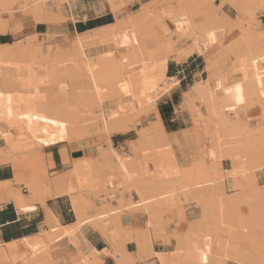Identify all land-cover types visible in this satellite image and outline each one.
<instances>
[{
  "label": "bare ground",
  "instance_id": "bare-ground-1",
  "mask_svg": "<svg viewBox=\"0 0 264 264\" xmlns=\"http://www.w3.org/2000/svg\"><path fill=\"white\" fill-rule=\"evenodd\" d=\"M227 1L249 16L264 13V0ZM109 2L112 10L122 3ZM25 3L20 6L22 13L29 10L36 21L52 20L41 0ZM8 6L3 9L8 8L5 11L11 15ZM139 7L113 25L78 35L66 47L44 46L35 42V36L0 46V164L12 163L14 171L13 178L0 181V198L12 197L20 205L19 199L40 201L67 193L76 215V222L67 227L52 216L49 231L25 238L21 246L13 242L0 246V264H60L63 260L64 264H104L102 254L114 257V264H135L150 255L160 264H253L243 248L233 249L223 238H205L202 247L190 253L192 229L165 235L174 240L169 253L153 252L152 242L159 238L156 227L161 214L176 210L177 219H168L178 225L184 219V205L190 202L200 208V216L193 220L196 228L216 225L225 207L239 204L249 211L247 222L258 221L264 208V184L257 183L256 177L264 168V28L261 24L257 33H243L208 56L213 26L222 21L209 0H151ZM163 16L175 26L176 39L167 35ZM193 52L207 55L206 76L194 81L193 93L181 103L193 123L181 138L182 144H198V157L181 165L172 149L176 143L181 145L180 137L165 133L140 134L133 145L136 152L128 156L115 150L110 135L128 132L135 118L155 106L157 97L171 85L173 79L163 81L158 66L170 54L183 60ZM252 106L260 109L261 116L254 125L245 119ZM206 123H213L208 132ZM91 130L108 137V147L95 158L76 160L67 171L50 178L46 188L27 184L28 193H24L15 186L19 165L14 157L31 148L30 140L41 147L70 143ZM61 158L67 163L63 148ZM223 160L229 162L227 168ZM80 178L91 197L105 193L109 198L105 205L92 200L82 205L77 200L73 190ZM122 190H132L139 197L129 208L140 206L147 213L142 231L130 234L119 224L122 205L112 206L110 200L120 202ZM87 224L110 239L109 250L79 247L78 233ZM63 239L75 248L69 261L56 250ZM130 240L135 242L137 256L124 249ZM210 249L213 257L207 254Z\"/></svg>",
  "mask_w": 264,
  "mask_h": 264
},
{
  "label": "crops",
  "instance_id": "crops-1",
  "mask_svg": "<svg viewBox=\"0 0 264 264\" xmlns=\"http://www.w3.org/2000/svg\"><path fill=\"white\" fill-rule=\"evenodd\" d=\"M23 1L24 0H0V23L4 26V29L0 30V46H11L20 41V39L23 40L25 37L35 36L37 39L34 38L35 42L41 43L44 46L47 44H57L61 47H66L69 46L70 42L78 35L113 25L127 13L139 9V6L151 0H115V3L122 2L117 10H112L109 0H41L48 13L46 16L50 17L52 20L40 19L39 21L34 19V14L29 10L24 13L20 11V6L23 4ZM34 1L37 0H25V5L29 6ZM3 5L5 7L9 5V9L12 11L11 16L6 12L8 8L3 9ZM42 16L45 17V15ZM259 20L264 28V13L259 16ZM166 23L169 25L167 21ZM172 55L173 54H170L167 60H164L163 63L158 66V69L162 75L163 81L169 79H173V81L171 85L157 97L155 107L151 112L157 119V124L155 125L159 129L157 134L165 133L180 137L179 143H181V145L176 143L172 146V149L175 152L177 162L181 165H186L190 164L192 160L198 157L200 149L198 148V144L191 143V141L188 143L183 142L184 145L182 144L184 140L181 138L182 131L188 132V130L193 127V123L189 117L188 111L182 108L181 103H183L184 97L189 95V93H193L194 81L206 76V71L204 69L205 61L204 57L196 52L189 54L183 60H177L173 58ZM168 71L171 74L170 76L167 75ZM256 115L255 120L253 122L251 121L252 124L259 119V113L257 111ZM248 117L252 118L250 112H248L247 118ZM150 127L151 126H148L145 129L148 131ZM188 134L192 136L191 133ZM128 135V132L113 134L110 137L112 146L118 149L120 144L123 145L137 138L131 139ZM62 147L66 149L69 160L68 163H64L61 158ZM129 147L130 146L127 147L124 145L119 151L128 156V154L133 153ZM88 153L89 151L87 149L73 148L62 143L50 144L43 149L46 161H51L53 164V167L49 168L51 173L67 171L71 166V160L78 157H86ZM226 162L228 161L223 160L222 162L224 168H227L229 165L228 162L226 166H224ZM13 175V169L7 164H0V181L11 179ZM256 177L257 183L264 184V168L256 173ZM119 189H121V187ZM228 189L231 190V188L228 187V192ZM73 194L76 196L77 200L83 204H86L88 202L87 200H92L96 205H105V201L109 199L105 194H101L99 198L88 197V195L78 192H73ZM119 197L120 202L117 201L116 198H113L110 200V203L112 206L122 205L119 218L121 223L131 232L145 229V222L147 220L146 211L140 206L135 209L129 208L131 201L139 202L137 194L132 190H122L119 193ZM19 201L22 204L17 205L12 197L0 198V246L11 244L12 242L21 246V241L25 238L30 239L49 231L50 224L53 223L51 219L52 216H55L54 218H56V221L61 227H67L76 222L75 211L67 193L48 195L40 201L29 200L28 198L19 199ZM138 202L137 204H140ZM88 204L90 203L88 202ZM88 204L87 206H89ZM184 208V219H180L178 225L168 219L170 217L177 219L178 212H176V210L163 212L161 214V223L156 227V231L160 234L159 238L152 242L153 252L169 253L173 251V238L170 237L166 239L173 231L176 230L182 235L190 229L197 230V224L193 220L200 216V208L195 206L193 202L184 205ZM91 210L93 213L94 209L91 208ZM188 224H190V226H188ZM107 226L108 229H110L112 224H108ZM149 230L151 231V229ZM78 234L77 239L79 247L87 250H96L98 252L111 248L110 239L107 238L100 229L93 225H85ZM165 235L167 236L165 237ZM58 244V246L56 245L57 253L63 254L67 257L66 260L69 261V257L75 254L74 246L70 245L69 242L64 239L58 242ZM124 249L128 253L137 256L134 241H126ZM145 258L137 259L135 264H160L157 257L153 255ZM102 259L104 264H114V257L111 255L102 254ZM64 263H66V261H60V264ZM226 263L236 264L233 261H227Z\"/></svg>",
  "mask_w": 264,
  "mask_h": 264
},
{
  "label": "rangeland",
  "instance_id": "rangeland-1",
  "mask_svg": "<svg viewBox=\"0 0 264 264\" xmlns=\"http://www.w3.org/2000/svg\"><path fill=\"white\" fill-rule=\"evenodd\" d=\"M209 1L211 3V8L219 12V15L223 22L220 21L219 23L213 26L215 31V36L213 39V44L209 49L208 56L212 55L215 52H218L217 50L225 47L231 41L240 39V36L243 33L246 32L257 33L261 29V22L259 20V16L261 14L257 13L255 16H249L246 12L240 11L227 0H209ZM163 21L165 22L168 28L167 35L169 36V38L176 39L175 26L173 25L172 21L165 16H163ZM166 21L169 23L170 26L166 23ZM206 56L207 55L202 54L205 63H206ZM240 74L242 73L240 72ZM114 82L118 84L116 81ZM154 107L155 106L148 108L145 111V113H141L140 117L138 116L137 118H135V120L130 124L129 126L130 130L128 131L129 133L128 136L131 139L137 137L136 140L125 143L123 145L120 144L118 146V149L115 150L119 151V149L122 146L126 145L127 147L130 146L129 148L131 149L132 152H136V150L133 148V145L137 143V139L140 134L145 133L150 136L158 135L157 132L159 131V129L157 126H155L157 124L156 121L157 119L155 115L151 112L154 109ZM256 111L259 113V119L256 120L255 123L260 122L261 120L260 109L256 106H252L248 111L251 113L252 118L249 117L247 118L248 113L245 117L248 124L254 125L251 123V121L253 122L255 120L257 116ZM248 120L250 121V123ZM144 126L146 127L151 126V127L147 131L145 129L146 127ZM205 127H206V131L208 132L211 128H213V123H206ZM112 135L113 134H111L110 137ZM107 138L108 137L100 133V131L96 132L91 130L88 135L77 136L70 143L62 142V144L69 145L73 148L87 149L89 151L86 157H78L71 160V165H72L73 162H75L76 160H80L83 158L85 159L95 158L96 153L99 150H103L104 148L108 147ZM30 144H31L30 149H28L25 153L14 157V162H16L19 165L17 171L18 180L15 181L14 183L15 186H19L20 190L24 193H28V190L25 187L27 184L37 183L45 187L46 184L49 183L50 178L55 177L57 173H59V172L51 173V171L49 170V168L53 167V164L51 161H46L45 155L43 154L44 147L36 145L32 140H30ZM62 148L65 149L64 147ZM68 162L69 160L67 157V163ZM227 163L228 162L224 163V166H226ZM6 164L11 169H13L12 163H6ZM82 182H83L82 178L76 181V187L73 190V192H78L81 194L83 193L85 195H88V197H91L90 196L91 194L87 192L86 187L82 185ZM108 186L110 185L107 184L106 189L108 188ZM101 194H105V193H101ZM251 203L255 204L256 200L251 201ZM81 204L85 205L83 203ZM120 214L121 211L118 215V221L120 226H122V228L126 232L130 234L139 232V231L131 232L129 229H127V227H125L119 219ZM218 217H219L218 223L216 225L202 224L196 228L197 230H192V232H190L191 239L188 242L191 241V243L187 246L190 249V253H193V248L202 247V244H204L203 240L205 238L207 239L212 238L213 240L215 237H217V238H221V239L223 238L229 240L230 246L233 249L238 247L243 248V250L250 255L253 264H258L260 262L264 263V208L262 212L256 217L258 220L257 222L253 220L250 222L246 221L248 218H250V214L247 208L241 204H239V206L236 207H228V206L225 207L223 209V212L219 214ZM188 226H190V224H188ZM189 237H186V239L188 240ZM213 249H210L208 251L207 254L209 257L214 256ZM239 264H246V263L239 262Z\"/></svg>",
  "mask_w": 264,
  "mask_h": 264
},
{
  "label": "trees",
  "instance_id": "trees-1",
  "mask_svg": "<svg viewBox=\"0 0 264 264\" xmlns=\"http://www.w3.org/2000/svg\"><path fill=\"white\" fill-rule=\"evenodd\" d=\"M167 75H168V76H170V75H171L169 71L167 72Z\"/></svg>",
  "mask_w": 264,
  "mask_h": 264
},
{
  "label": "snow or ice",
  "instance_id": "snow-or-ice-1",
  "mask_svg": "<svg viewBox=\"0 0 264 264\" xmlns=\"http://www.w3.org/2000/svg\"><path fill=\"white\" fill-rule=\"evenodd\" d=\"M237 91L239 92V88H237Z\"/></svg>",
  "mask_w": 264,
  "mask_h": 264
}]
</instances>
